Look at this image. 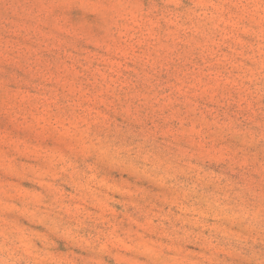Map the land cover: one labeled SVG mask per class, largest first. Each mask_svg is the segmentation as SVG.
I'll return each mask as SVG.
<instances>
[{"label": "rangeland", "instance_id": "rangeland-1", "mask_svg": "<svg viewBox=\"0 0 264 264\" xmlns=\"http://www.w3.org/2000/svg\"><path fill=\"white\" fill-rule=\"evenodd\" d=\"M0 264H264V0H0Z\"/></svg>", "mask_w": 264, "mask_h": 264}]
</instances>
